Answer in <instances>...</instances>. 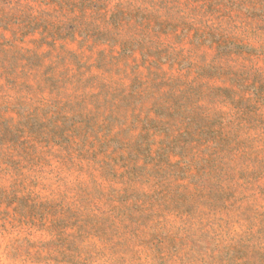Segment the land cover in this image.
<instances>
[{
  "label": "rangeland",
  "instance_id": "1",
  "mask_svg": "<svg viewBox=\"0 0 264 264\" xmlns=\"http://www.w3.org/2000/svg\"><path fill=\"white\" fill-rule=\"evenodd\" d=\"M1 85L0 264H264V0H0Z\"/></svg>",
  "mask_w": 264,
  "mask_h": 264
},
{
  "label": "trees",
  "instance_id": "2",
  "mask_svg": "<svg viewBox=\"0 0 264 264\" xmlns=\"http://www.w3.org/2000/svg\"><path fill=\"white\" fill-rule=\"evenodd\" d=\"M1 89H2V85L0 86ZM18 114L20 115H23V113H21V111H17ZM0 117H2V114H1V111H0ZM13 118V117H12ZM11 118V119H12ZM36 121L38 122L39 121V118L37 117L36 118ZM6 138L8 137H13L15 135V132L13 130V127L12 125H8L6 127ZM1 137H3L1 135ZM9 161H7L8 163ZM2 163H4V161H2ZM23 181V180H22ZM22 182H19L18 183V180H14L13 182H11V184L9 186L5 185V186H1L0 187V198L1 199H7V202H11L13 203V201H18L19 202V206H25V205H28V201L26 200L28 198V196L30 194L26 193L24 194L23 196H19V193L22 191L20 187H23V189L27 188L26 184L25 183H22Z\"/></svg>",
  "mask_w": 264,
  "mask_h": 264
}]
</instances>
